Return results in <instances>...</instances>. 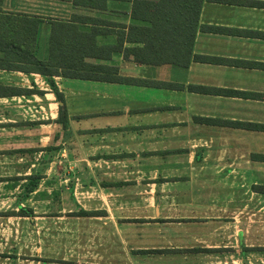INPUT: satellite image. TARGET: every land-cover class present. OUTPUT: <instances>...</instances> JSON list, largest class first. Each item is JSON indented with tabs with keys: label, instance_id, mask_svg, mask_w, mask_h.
<instances>
[{
	"label": "crops",
	"instance_id": "obj_1",
	"mask_svg": "<svg viewBox=\"0 0 264 264\" xmlns=\"http://www.w3.org/2000/svg\"><path fill=\"white\" fill-rule=\"evenodd\" d=\"M130 12L0 0V15L42 20L41 61L50 20L99 32L103 56L86 62L107 78L55 76L59 100L44 76L0 65V183L40 175L89 252L81 264H264V0H205L192 53L162 65L108 51Z\"/></svg>",
	"mask_w": 264,
	"mask_h": 264
},
{
	"label": "trees",
	"instance_id": "obj_2",
	"mask_svg": "<svg viewBox=\"0 0 264 264\" xmlns=\"http://www.w3.org/2000/svg\"><path fill=\"white\" fill-rule=\"evenodd\" d=\"M109 0H73L75 5L106 8ZM131 2L130 24L126 32L118 33L120 41L108 47L109 52L123 51L133 60L142 64L162 65L175 63L174 57H167L166 52L180 51L188 56L192 53L195 36L198 30L199 14L205 0H126ZM88 21L90 18H82ZM41 19L25 15H0V54L3 56L0 65L5 69L37 73L44 76L57 98L62 100L56 91L52 78L104 80L105 72L100 65L86 62L87 57H101L104 47L95 39L99 32L82 31L72 22L50 20V37L48 58L41 61L37 58V31ZM101 33V32H100ZM140 45V47H123V43ZM165 52V54H163ZM8 60L4 62V60ZM99 73V74H98ZM41 94L33 90H9L5 94ZM66 111L60 108L59 122L66 125ZM32 150H15L11 153L23 154ZM40 175L18 177L12 180L26 179L25 196L37 188ZM81 215H88L80 211ZM20 218L32 219L35 214L32 208L18 206L12 214Z\"/></svg>",
	"mask_w": 264,
	"mask_h": 264
},
{
	"label": "rangeland",
	"instance_id": "obj_3",
	"mask_svg": "<svg viewBox=\"0 0 264 264\" xmlns=\"http://www.w3.org/2000/svg\"><path fill=\"white\" fill-rule=\"evenodd\" d=\"M26 184L27 181L0 183V264L87 262L89 252L76 250L79 237L71 225L73 219L55 218L56 212L63 207L54 196L50 200L45 185L25 196ZM48 189L55 190L56 187ZM20 205L32 208L35 216L32 219L13 216ZM66 209L70 210L71 205ZM62 222H68V225L62 226ZM82 238L87 242L89 236Z\"/></svg>",
	"mask_w": 264,
	"mask_h": 264
}]
</instances>
